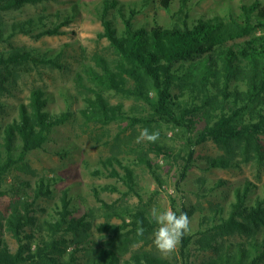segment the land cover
<instances>
[{
    "label": "rangeland",
    "instance_id": "rangeland-1",
    "mask_svg": "<svg viewBox=\"0 0 264 264\" xmlns=\"http://www.w3.org/2000/svg\"><path fill=\"white\" fill-rule=\"evenodd\" d=\"M9 1L0 0L3 157L7 158L3 128L20 118L22 105L33 109L35 90L44 93L49 113H70L63 124L54 127L44 147L21 159L19 151L14 152L17 162L0 185V239L13 252L20 240L11 230L10 220L18 211L26 217L21 237H30L23 238L26 252L37 250L44 240L56 243L41 264H89L100 259L104 249L116 252V264H147V255L168 264H208L227 251L234 252L240 244L248 249L253 240L264 239V213L257 222L246 220L245 231L215 227L232 212L238 188L244 192L250 185L244 205L264 201V134L255 139L198 143V132L206 125L209 111L218 109L221 114L219 99L212 97L204 105L203 94L194 97L188 84L177 81L183 89L176 87L175 92L183 93L181 101L193 111L187 116L193 129H187L168 123L146 100L129 92L134 82L120 67L125 61L103 35L104 3L114 0H40L19 7H8ZM117 1L127 13L137 11L134 28L151 30L181 27L185 22L193 25L198 18L217 16L234 29L231 14L240 15L242 5L256 0H189L187 5L170 0L169 9L161 0ZM108 18L120 35L125 25L118 9H110ZM55 29V33H45ZM245 40H229L215 50L227 51ZM101 60L116 73V86L110 85ZM193 63L183 61L174 70ZM84 109L89 113L82 112ZM144 128L158 130L159 139L137 143ZM65 199L70 201L72 216L84 217L83 225L76 229L65 224L50 226L59 217ZM153 207L189 216L190 231L171 254H162L153 243L158 227L151 221ZM139 210L152 223L142 236L129 226ZM71 218L67 214V219ZM107 223L124 228L116 235L101 228ZM185 238H190L187 245ZM255 264H264V259Z\"/></svg>",
    "mask_w": 264,
    "mask_h": 264
},
{
    "label": "trees",
    "instance_id": "trees-1",
    "mask_svg": "<svg viewBox=\"0 0 264 264\" xmlns=\"http://www.w3.org/2000/svg\"><path fill=\"white\" fill-rule=\"evenodd\" d=\"M37 1L40 0H10L8 7H19ZM178 1L187 5L189 0ZM161 2L165 8H170V0ZM112 8L118 9L125 25L120 35L108 18L109 10ZM241 10L242 13L238 16L231 14L234 29L217 16L213 19L198 18L193 25L185 22L181 27H157L148 30L145 27L134 28L133 19L137 14L135 9L127 13L119 1H106L101 15L105 28L103 35L111 40L125 61L120 67L127 70L134 82L129 92L146 100L157 115L168 123L178 128L193 129V123L187 117L193 111L181 101L183 93L175 92L176 87L183 89L177 85V81H180L183 82L182 85L188 84V89L194 97H200L197 93L203 94L204 105H208L206 100L210 102L212 97L219 99L222 104L220 116L218 109H211L205 117L206 125L198 132V143L206 139L218 143L255 139L257 135L264 134V32L259 30L264 29V1L256 0L251 4H244ZM186 17L189 18V14ZM56 31L58 30H49L45 33ZM239 38L246 40L227 51L215 50L216 46ZM208 53L209 55L205 57ZM183 61L194 63L189 68L184 67L183 70L175 71L176 64ZM101 63L108 74L110 85L116 86L118 84L116 73L111 71L104 61L101 60ZM232 82L236 83L235 87L231 86ZM241 84L244 88L240 86ZM46 105L44 93L35 90L31 100L33 109L22 105L20 118L2 127L7 158L3 157L0 149V185L7 171L17 162V158L14 157L15 151H19L21 159L28 152L44 147L54 127L63 124L69 118L68 112L58 115L49 113ZM82 112L89 113L87 109ZM216 163L215 161L213 164ZM111 164L113 168V163ZM113 173L118 174L115 169ZM183 174L185 176V173ZM131 176V172L127 170V177ZM42 186L39 185L41 190ZM249 190V184L244 192L237 189V199L232 204V212L227 218L223 216L221 223L215 227L245 231L248 229L246 220L257 222L262 219L264 201L260 202V199H257L255 205H244ZM67 214L72 218L67 219ZM72 214L70 201L65 199L59 217L55 218L50 226L61 228L65 224L71 229L82 226L84 217ZM134 218L135 221L129 224L134 230H137L138 226L152 227L144 212L136 211ZM25 220L23 211L16 212L13 220H10L11 230L19 236L20 245L18 250L13 252L9 245L0 239V264L36 262L41 264V261L48 259V250L55 248L54 240L48 242L44 240L42 243L44 246L41 244L37 250L26 252L23 238L30 237L24 235L21 237L20 233ZM101 228L117 235L124 226L107 223ZM184 240L187 245L190 238ZM244 245L240 244L234 252L227 251L220 260L208 264H255L257 260L264 259V239L253 240L249 243L248 249H245ZM100 256V259H94L89 264H116L118 260L114 250L104 249ZM145 257L147 264H168L152 255ZM137 262L140 263V259Z\"/></svg>",
    "mask_w": 264,
    "mask_h": 264
},
{
    "label": "clouds",
    "instance_id": "clouds-1",
    "mask_svg": "<svg viewBox=\"0 0 264 264\" xmlns=\"http://www.w3.org/2000/svg\"><path fill=\"white\" fill-rule=\"evenodd\" d=\"M159 131H149L148 128L140 130L136 138L137 143L147 141L155 143L159 139ZM151 221L158 227L153 233V243L157 250L164 255L171 254L179 245L182 237L190 231V219L186 212L179 215L171 208L158 209L153 207L150 213ZM150 221V222H151ZM145 229L137 227V235L142 236Z\"/></svg>",
    "mask_w": 264,
    "mask_h": 264
}]
</instances>
